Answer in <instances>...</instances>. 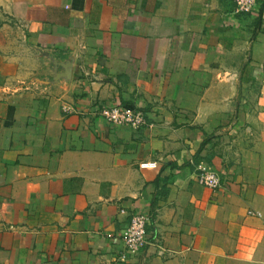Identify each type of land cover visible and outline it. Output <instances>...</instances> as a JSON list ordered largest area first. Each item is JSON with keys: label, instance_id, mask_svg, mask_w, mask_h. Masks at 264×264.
I'll list each match as a JSON object with an SVG mask.
<instances>
[{"label": "crops", "instance_id": "0c3cea01", "mask_svg": "<svg viewBox=\"0 0 264 264\" xmlns=\"http://www.w3.org/2000/svg\"><path fill=\"white\" fill-rule=\"evenodd\" d=\"M0 264H264V0H0Z\"/></svg>", "mask_w": 264, "mask_h": 264}, {"label": "built area", "instance_id": "2783aa9c", "mask_svg": "<svg viewBox=\"0 0 264 264\" xmlns=\"http://www.w3.org/2000/svg\"><path fill=\"white\" fill-rule=\"evenodd\" d=\"M232 1L238 13H253L259 2V0ZM100 115L105 122L117 127H128L138 130L152 126L148 123L143 111L133 107H123L121 105L105 107L100 111ZM195 177L196 182L204 188L216 190L220 187L221 182L218 174L205 163L195 165ZM147 223L148 218L144 214H134L132 216L123 239L124 254L126 256H135L146 244Z\"/></svg>", "mask_w": 264, "mask_h": 264}, {"label": "water", "instance_id": "95a60500", "mask_svg": "<svg viewBox=\"0 0 264 264\" xmlns=\"http://www.w3.org/2000/svg\"><path fill=\"white\" fill-rule=\"evenodd\" d=\"M60 66L63 68V72L59 74L58 72H55L54 74V80H69L71 77V72H72V60L71 58L64 63H58Z\"/></svg>", "mask_w": 264, "mask_h": 264}]
</instances>
